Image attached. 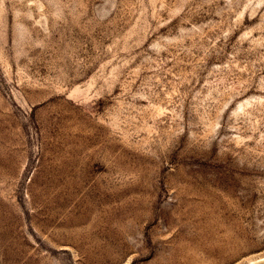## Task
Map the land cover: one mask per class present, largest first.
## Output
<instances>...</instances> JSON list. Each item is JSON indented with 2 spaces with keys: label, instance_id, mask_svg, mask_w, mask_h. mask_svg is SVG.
I'll return each mask as SVG.
<instances>
[{
  "label": "rangeland",
  "instance_id": "rangeland-1",
  "mask_svg": "<svg viewBox=\"0 0 264 264\" xmlns=\"http://www.w3.org/2000/svg\"><path fill=\"white\" fill-rule=\"evenodd\" d=\"M0 264H264V0H0Z\"/></svg>",
  "mask_w": 264,
  "mask_h": 264
}]
</instances>
